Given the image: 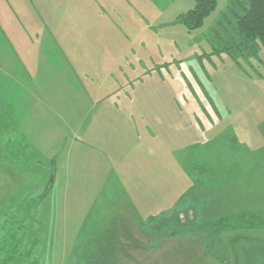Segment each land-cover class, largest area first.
<instances>
[{
  "label": "crops",
  "instance_id": "1",
  "mask_svg": "<svg viewBox=\"0 0 264 264\" xmlns=\"http://www.w3.org/2000/svg\"><path fill=\"white\" fill-rule=\"evenodd\" d=\"M130 2L131 0H0L1 259L13 258L11 253L15 251L23 253V256H19L23 258V264L24 260L27 264H54V257L49 255L48 244L60 245V242L68 244L72 241L73 231L68 228L73 225L75 211L81 210L83 216L78 223L80 228L76 230L74 237L77 240L85 228L87 235L95 236L89 241L90 264H140L135 250L139 251L138 247L142 246L144 250H150L148 241L147 245H143L139 240L143 233L139 218L146 213L143 209L149 210L157 203L171 205L175 199L172 196H178L179 192L173 191L176 189L172 165L176 158L173 153L175 156L179 153L182 155L187 153L188 147L183 149L182 144L169 146L168 150L163 148L167 153L164 160V157L156 156L152 151L156 147L150 140L152 135L147 123L141 126L135 119L127 118L131 121L129 130L121 131L129 133L130 139L127 141L130 144H123L116 139L119 130L116 129L117 134H114V129L109 128L108 115L106 121L103 118L79 121L78 115L76 117L72 113L73 106H61L57 90L59 88L54 84L56 76L50 69L53 54H61L66 66L65 87L70 88L73 83L74 96L76 92L77 95L80 93V97H84V103L94 110L89 96L91 85L95 81L93 77L96 79L97 76L99 82L109 81L110 72H107L108 67L104 69L87 59L84 50H80L82 54L76 55L77 46L68 40L72 34H82L83 29L88 32L89 26L96 34L103 33L102 30L108 29L110 18L113 19L111 27L115 29L114 33L128 35V32L135 29L126 27L122 22V12L126 7L136 11L147 31L157 33V29L151 28L149 15L151 12L152 16L161 15L173 4L172 1L167 7L165 4L157 5L162 4V0H135L137 9H134ZM157 6L161 11L157 12ZM159 26L162 28L166 25L156 24L157 28ZM177 27L181 29L179 24ZM100 47L102 51L109 50L106 45L100 44ZM150 48L151 44L143 41L141 45L127 44L114 47V50L126 61L122 67L133 68L138 73L140 71L141 75L143 69L128 61L134 58L142 67H149L148 61L156 65L161 46L157 45L152 53L148 51ZM83 80H86L85 83ZM14 82H19L20 85L14 87ZM80 101L77 96L76 104L79 105ZM103 105L104 102L96 108ZM117 110H121L120 106ZM132 122L141 127V135ZM235 130L230 139L234 138L237 150L245 153L230 155L229 162L240 163L239 167L245 170L250 169V164H255L259 169V177L263 179L264 130L260 127L250 130L251 133L246 129ZM229 132L231 133V129ZM158 150L162 152V148ZM145 164H149L151 171L144 168ZM46 165L52 166V169ZM141 170L144 172L139 173ZM185 170L187 176L184 180H188V168L185 167ZM175 173L184 177L180 167H176ZM247 175L246 173L244 177ZM263 187L262 181L260 188ZM241 191L238 189V192L232 194L248 195L245 201L251 205L253 189L249 186L243 193ZM260 194L262 195V190ZM170 205L159 211L170 208ZM251 212H256L255 224L247 223L227 231L222 230L234 238L231 249L225 252L228 264H264V210ZM62 215L66 216L65 229L62 228ZM50 220L52 223L46 224ZM191 235L176 237L190 238ZM14 242L24 246L15 250L10 246ZM250 243H256L257 247L249 249L247 246ZM196 244L194 241L180 245L179 248L165 249L163 246L159 250L150 251H154V256H158L156 251H160L158 257L161 264H183L188 261V252L193 256L190 264H207V259L193 248L192 245ZM67 250L69 248L66 247ZM156 262L154 260L150 264Z\"/></svg>",
  "mask_w": 264,
  "mask_h": 264
},
{
  "label": "rangeland",
  "instance_id": "2",
  "mask_svg": "<svg viewBox=\"0 0 264 264\" xmlns=\"http://www.w3.org/2000/svg\"><path fill=\"white\" fill-rule=\"evenodd\" d=\"M162 1V4L157 3V5L165 4L169 7L173 1L172 7L161 15L152 16L151 12L149 17L147 16L151 19V28L157 29V33L147 31L136 11L126 7L122 12V22L126 27L135 29L133 32H128V35L114 33L115 29L111 27L113 19L110 18L108 29L102 30L104 32L101 34H96L89 26L88 32L83 29L82 34L68 36V41L77 46L76 55L82 54L80 50H84L87 59L95 65L103 66L104 69L108 67L107 72H110L109 81L107 79L99 82L97 76L96 79L95 76L93 77L95 81L91 85L89 96L94 110L84 103V97H80L82 95L79 92L74 96L73 83L70 84V88L65 87L66 66L61 54L54 53L51 59L49 58L52 62L50 69L56 76L54 84L59 88L57 90L61 106L64 108L73 106L72 113L76 117L78 115L79 121L85 122L87 119L88 122L97 118L106 121L108 115L109 128L114 129V134L119 130L118 138H115L119 142L121 140L123 144H130L127 141L130 139L129 133L121 131L129 130L131 121L127 118L135 119L141 126L147 123L150 125L147 128L152 135L150 140L157 148L152 151L156 156L164 157V160L167 153L163 148L168 150L169 146L182 144L183 149L185 146L188 147L187 153L182 155L179 153L178 156L173 153L176 158L172 164L173 181L176 183L174 187L176 189L173 191L179 192L180 195L178 193V196H172L175 199L171 205L157 203L154 204L156 210L154 207L149 210L143 209L146 213L140 215L143 233L140 234L139 240L143 245H147V241L149 245L151 232L154 242L160 240L162 242L157 248L149 245V249L154 251L163 246L165 249L179 248L180 245L196 241L197 244L192 246L197 249L201 257L207 259V264H219L218 262L228 264L224 262V260L228 261L225 252L231 249L234 238L228 232L220 231V228H225L224 231H227L230 225L249 223L250 216L242 217L246 214L244 212L264 210V187L260 188L264 178L259 177V169L255 164H250V169L245 170L239 167L240 163L229 162L230 155L245 153L243 150H237L238 146H235L234 138L230 139L235 129L240 131L246 129L250 133L254 128L260 127L264 130V66L251 57L239 58L240 65H238L231 58L230 52L224 51L225 46H232L233 40L237 39L234 29L236 15L243 14L244 8L248 7L249 3L247 0H218L216 11L206 19L204 26L188 31L185 25L173 24V22L178 16L192 9L195 2L193 0ZM130 4L137 9L135 0H131ZM158 6L157 12L161 11ZM158 23L166 26L162 28L159 26V29L156 27ZM178 24L181 29L177 27ZM55 39L59 42L56 37ZM143 41L151 44L148 50L151 53L155 51L157 45L161 48L158 49L159 57L156 65L148 61L149 67H142L134 58L128 61L138 64L139 68L143 69L144 72L140 75V71L138 73L133 68L122 67L126 61L118 56L114 47L127 44L141 45ZM100 44L106 45L109 50L102 51ZM255 49L259 58L264 60V50L258 47ZM217 50L221 53L219 54ZM6 57H8L7 53ZM11 58L14 59V55L11 54ZM83 58L84 55L82 64H84ZM21 76L24 77V74ZM106 76L108 77V74ZM85 81L83 80L84 83ZM19 85V82L13 83L14 87ZM86 92L88 93L87 87ZM77 96L81 100L79 105L75 102ZM103 102V106L96 108ZM119 106L121 110H117ZM96 122L101 121L96 120ZM137 123H133L134 128L142 134V129ZM158 148H162V152ZM183 158L186 160L183 161ZM46 167L52 169V166L46 165ZM176 167H180L184 177L175 173ZM185 167L189 172L188 180H184L187 176ZM144 168L149 169V164H145ZM239 170H243L244 173H240ZM143 172L144 170L139 171V173ZM246 173L248 175L244 177ZM249 186L253 189L251 205L245 201L248 195L232 194L238 192V189L243 193ZM160 197L163 196H156V198ZM169 205L170 208L159 211L160 208ZM152 209L155 212L151 211ZM232 215H236L237 221ZM82 216L81 210L75 211L73 225L68 228L73 231L70 243L48 244L49 255L54 257L52 260L54 264H90L89 241L95 236L87 235L85 228L77 240L74 237L76 230L80 228L78 223L81 222ZM49 223L52 221L46 222ZM65 224L66 216L62 215L63 229ZM174 228L183 231L173 237H162L160 231L170 232ZM182 234L192 235L190 238L176 237ZM21 245L24 246L14 242L10 246L17 250ZM66 247L69 250L66 251ZM247 247L251 249L257 245L250 243ZM138 248L139 251L137 249L135 252L140 264H150L154 260L157 261L156 264H161L158 257L160 251H156L158 256H154V251L144 250L143 246ZM11 254L13 258H0V264H23V258L19 257L23 256L22 252L14 251ZM187 258L188 261L183 264H190L193 260L191 252H188ZM24 261L27 264L26 260Z\"/></svg>",
  "mask_w": 264,
  "mask_h": 264
},
{
  "label": "trees",
  "instance_id": "3",
  "mask_svg": "<svg viewBox=\"0 0 264 264\" xmlns=\"http://www.w3.org/2000/svg\"><path fill=\"white\" fill-rule=\"evenodd\" d=\"M193 1L195 2L194 7L178 16L177 19H175V21L173 22V24L181 23L186 26L188 31H194L204 26L206 19L210 17V15L214 11H216L218 5V0ZM247 2L249 3V6L244 8L243 14L236 15V24L234 29L236 32L237 39L233 40L232 46H225L226 48L223 49L224 51L230 52L231 58L234 60V62L238 63V65H240L239 58L248 59L251 57L264 66V60L259 58L258 52L255 49L256 47H258V49L264 50V0H247ZM217 52L219 54L221 53V51L218 50ZM244 213L246 214H243L242 217L250 216V220L248 222L251 224H255L256 212ZM235 218L237 221L238 218ZM155 224L161 225L160 223ZM246 224L247 223L230 225V227L228 226V229L238 226H244ZM223 229L225 228H220V231H222ZM182 231L183 230L174 228L170 232H160L162 234V237L167 238L173 237ZM150 236L151 237L149 240V245L152 248H157L158 246H160V243H162L161 240L158 242L153 241V232L150 233ZM224 262L227 263L225 260Z\"/></svg>",
  "mask_w": 264,
  "mask_h": 264
}]
</instances>
